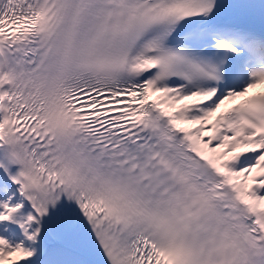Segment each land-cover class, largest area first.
<instances>
[{"label": "snow or ice", "instance_id": "snow-or-ice-1", "mask_svg": "<svg viewBox=\"0 0 264 264\" xmlns=\"http://www.w3.org/2000/svg\"><path fill=\"white\" fill-rule=\"evenodd\" d=\"M0 264H264V0H0Z\"/></svg>", "mask_w": 264, "mask_h": 264}]
</instances>
